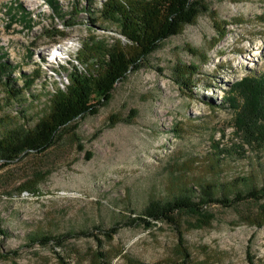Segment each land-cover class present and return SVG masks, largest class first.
<instances>
[{"label": "rangeland", "instance_id": "obj_1", "mask_svg": "<svg viewBox=\"0 0 264 264\" xmlns=\"http://www.w3.org/2000/svg\"><path fill=\"white\" fill-rule=\"evenodd\" d=\"M100 1L0 0V57L12 88L22 82L18 70L39 68L15 98L4 97L0 81V125L29 127L48 111L49 92L65 81L59 64L77 62L87 37L126 47L117 24L99 17ZM203 2L114 83L95 113L60 127L44 150L0 162V264H58L57 253L69 264H180L171 223L123 222L205 182L217 195L264 188V140L244 141L227 95L246 73L264 74V0ZM263 204L261 196L177 212L188 264H264ZM113 222L121 225L106 237L99 227ZM80 228L93 235L60 244L28 238Z\"/></svg>", "mask_w": 264, "mask_h": 264}, {"label": "trees", "instance_id": "obj_2", "mask_svg": "<svg viewBox=\"0 0 264 264\" xmlns=\"http://www.w3.org/2000/svg\"><path fill=\"white\" fill-rule=\"evenodd\" d=\"M204 9L203 0H101L97 10L99 17L117 24L118 33L125 39L126 47L120 45L119 39L109 45H102L93 37H87L88 41L83 43L78 56H75L77 62L70 61L69 66L59 64L66 70L65 81L49 92L48 111L29 127L20 123L0 125V162L6 164L21 153L44 150L53 142L60 127L83 113H95L98 106L110 98L114 83L129 69L137 68L140 59L154 49L161 38L176 33L182 24L191 22ZM62 22L68 25L75 21L69 19ZM88 49L90 52L84 54ZM191 67L195 69L194 65ZM5 69L7 72L4 73ZM38 71L37 67L29 72L18 70L16 75L22 82L12 88L11 82L15 77L10 75V63L0 57V81L4 97L15 98L28 89L39 75ZM227 95L234 108L235 126L242 132L244 141H263L264 74L246 73L231 83ZM261 196H264L263 187L236 190L231 196L217 195L214 185L205 182L198 186L197 193L184 192L169 200L149 204L140 214L132 215L123 224L135 221L148 224L151 219L159 218L168 221L175 228L176 244L181 254L180 264H188L189 252L175 216L177 212L200 214L211 203L230 206L244 199ZM261 212L264 215V204ZM120 225L119 222H113L106 228L93 227H99L106 237H110ZM5 233L6 229L0 226V234ZM77 235H93V232L89 228H80L60 234L28 235V238L29 242L46 243L52 240L60 244L63 239ZM6 253L0 251V257H5ZM56 257L58 264H69L62 255L57 253ZM246 258L251 263L249 254H246Z\"/></svg>", "mask_w": 264, "mask_h": 264}]
</instances>
